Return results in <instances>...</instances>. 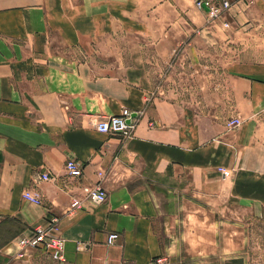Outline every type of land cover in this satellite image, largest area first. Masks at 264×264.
Instances as JSON below:
<instances>
[{"label":"crops","instance_id":"0c3cea01","mask_svg":"<svg viewBox=\"0 0 264 264\" xmlns=\"http://www.w3.org/2000/svg\"><path fill=\"white\" fill-rule=\"evenodd\" d=\"M252 1L232 17L263 25L264 0ZM194 2L0 0V264L161 262L178 243L173 236L165 242L156 230L158 189H167L168 179L228 205L264 209V125L251 123L264 111L263 65L231 80L237 101L231 117L243 122L227 130L201 123L193 105L154 95L135 62L120 74L77 58L87 45L129 28L145 41L157 29L163 38L176 35L172 29L188 31L191 42L166 51L208 49L193 43L198 35L215 40L206 11ZM123 108L134 115L131 137L96 130L98 120ZM68 159L81 164L79 178L66 174ZM45 172L48 180L41 179ZM98 184L105 200L87 199L82 187ZM25 188L38 194L39 204L23 199ZM72 197L81 205L69 212ZM167 215L176 220L180 214L177 208ZM53 216L60 219L65 262L41 249L17 256L16 238ZM111 231L119 238L107 245ZM207 240L216 242L215 236Z\"/></svg>","mask_w":264,"mask_h":264},{"label":"rangeland","instance_id":"374dc122","mask_svg":"<svg viewBox=\"0 0 264 264\" xmlns=\"http://www.w3.org/2000/svg\"><path fill=\"white\" fill-rule=\"evenodd\" d=\"M231 1L226 17L228 27L220 19L211 21L207 17L215 30V40L204 35L193 40L197 45H209L208 49L166 51V46L191 42V35L185 34L188 31L172 29L177 34L163 38L157 29L156 35L145 41L144 37H132L129 28L127 32L121 29L116 35L101 37L87 45L76 53L77 58L100 63L98 70L103 72L120 74L135 62L154 95L193 105L200 111L201 123L214 122L216 127L225 125L227 130H232L227 122L237 117H231L237 101L231 80L243 75L240 73H251L256 67L264 66V24L242 22V15L232 17V10L245 3ZM154 22L160 25L159 20ZM251 121L264 125V111L251 117ZM166 183L167 189H158L161 213L155 222L156 230L165 242L168 243V236H173L178 238V243L170 245L161 262L153 264H231L232 259H241L242 264H264V209L256 212L248 205L232 206L223 199L194 194L184 181L168 179ZM174 188L182 191L176 193ZM192 202L197 204L192 206ZM177 208L180 215L171 220L167 214ZM171 221L173 227L169 226ZM212 236L216 242L208 243V237ZM193 251L201 252L194 255ZM36 264L52 263L39 260Z\"/></svg>","mask_w":264,"mask_h":264},{"label":"built area","instance_id":"2783aa9c","mask_svg":"<svg viewBox=\"0 0 264 264\" xmlns=\"http://www.w3.org/2000/svg\"><path fill=\"white\" fill-rule=\"evenodd\" d=\"M245 5L252 4V0H243ZM195 7L198 9H204L207 13V17L214 21L220 19L223 21V26L228 27L229 22L226 17L232 7L231 0H195ZM206 8V9H205ZM129 119V122H128ZM241 124V118L239 116L230 119L227 122L229 129H233ZM134 123L131 118V111L127 108L121 109L117 114H111L103 116L96 122L95 128L97 131L105 134L118 135L122 138H128L132 136ZM224 176H229L230 171L222 167L218 168ZM66 174L73 178H79L82 174L81 164L76 159H68L65 162ZM102 176V173H98ZM42 180L49 179V173L45 172L41 174ZM83 192L87 199L91 201L102 202L106 198V193L102 189L101 185L96 186H83ZM23 199L26 201L39 204L40 198L37 193L33 192L29 188H25L22 193ZM81 201L77 197H72L69 205V212H72L76 208L80 207ZM119 238V233L111 231L106 236V244L112 245ZM16 244L18 246L17 256L21 257L32 249H41L55 262H65L64 248L65 239L61 233L60 219L58 216L51 217L45 225H38L29 230L27 233L19 235L16 238Z\"/></svg>","mask_w":264,"mask_h":264},{"label":"trees","instance_id":"16d2710c","mask_svg":"<svg viewBox=\"0 0 264 264\" xmlns=\"http://www.w3.org/2000/svg\"><path fill=\"white\" fill-rule=\"evenodd\" d=\"M238 259H232L231 264H237Z\"/></svg>","mask_w":264,"mask_h":264},{"label":"water","instance_id":"95a60500","mask_svg":"<svg viewBox=\"0 0 264 264\" xmlns=\"http://www.w3.org/2000/svg\"><path fill=\"white\" fill-rule=\"evenodd\" d=\"M205 9H206V8H205ZM133 117H134V115L132 114V115H131V118H133ZM128 122H129V119H128Z\"/></svg>","mask_w":264,"mask_h":264}]
</instances>
